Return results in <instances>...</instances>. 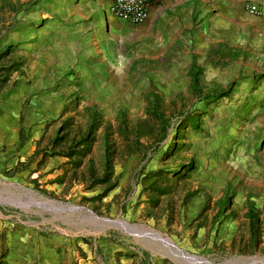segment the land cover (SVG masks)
<instances>
[{"label": "rangeland", "instance_id": "obj_1", "mask_svg": "<svg viewBox=\"0 0 264 264\" xmlns=\"http://www.w3.org/2000/svg\"><path fill=\"white\" fill-rule=\"evenodd\" d=\"M106 5L0 0V74L23 72L26 117L59 99L41 155L66 118L71 144L70 157L45 152L0 176V264H177L94 230L89 212L215 263L264 257V36L218 44L120 22ZM40 196L82 216L43 210Z\"/></svg>", "mask_w": 264, "mask_h": 264}, {"label": "crops", "instance_id": "obj_2", "mask_svg": "<svg viewBox=\"0 0 264 264\" xmlns=\"http://www.w3.org/2000/svg\"><path fill=\"white\" fill-rule=\"evenodd\" d=\"M246 3L264 6V0H160L146 23L154 31L192 37L199 34L218 44H245L252 36H264V20L247 14ZM17 73L0 84V176L17 168L23 170V161L31 159L44 134V119L52 118L54 104L57 110L60 106L58 98H48L45 103L37 100L41 108L26 117L23 72ZM38 174L34 172L32 177L38 178Z\"/></svg>", "mask_w": 264, "mask_h": 264}, {"label": "water", "instance_id": "obj_3", "mask_svg": "<svg viewBox=\"0 0 264 264\" xmlns=\"http://www.w3.org/2000/svg\"><path fill=\"white\" fill-rule=\"evenodd\" d=\"M6 201V200H3ZM10 203V202H9ZM13 203V202H12ZM15 205V203H13ZM20 205H23L20 202ZM27 206L30 204L27 203ZM34 205L42 208L46 211H54V212H77L79 216H82L83 209L80 207H75L69 204L57 203L56 201H50L42 196H40V201L34 202ZM88 222L93 224L94 230H103L108 227H114L121 231H124L127 234L133 235L142 241H144L147 245L152 247L154 251L157 253L164 255L169 258H174L177 264H264V257H231L221 263H215L209 261L207 259H203L201 257L191 255L189 253L184 252L179 249L173 242L160 234L154 232H147L143 227H139L133 224H128L127 222L121 220H110L108 218H100L97 215H94L92 212H89V216H82ZM151 238L156 241L157 245L151 244L148 239Z\"/></svg>", "mask_w": 264, "mask_h": 264}, {"label": "built area", "instance_id": "obj_4", "mask_svg": "<svg viewBox=\"0 0 264 264\" xmlns=\"http://www.w3.org/2000/svg\"><path fill=\"white\" fill-rule=\"evenodd\" d=\"M106 11L120 22L138 26L146 23L150 11L160 0H106ZM247 14L264 20V6L246 3Z\"/></svg>", "mask_w": 264, "mask_h": 264}, {"label": "trees", "instance_id": "obj_5", "mask_svg": "<svg viewBox=\"0 0 264 264\" xmlns=\"http://www.w3.org/2000/svg\"><path fill=\"white\" fill-rule=\"evenodd\" d=\"M9 75H10V73H5V74L1 73L0 74V84L3 82H7V80L9 79ZM190 75L192 77V88L196 93H198L199 86H198L196 73H191ZM206 98H208V95H205L202 97L203 100H205ZM69 120H70V118H68V119L66 118L63 121V123L60 124V126L57 129L56 135H55L52 143L50 144L48 150L46 149V150L42 151V155H41L40 151L38 149H36L35 153L31 157V159L35 160L37 157L40 156V160L38 161L37 166L41 165L40 162H42L45 152L49 153L50 156H56V155L60 156V155L66 154L65 155L66 158L70 157L69 148L71 147V144H68V142H67L68 137H69V130H68ZM65 127H67L66 130L64 129ZM82 140L85 141L86 137L83 138ZM63 151H68V153H63ZM31 180L34 182L36 179H31Z\"/></svg>", "mask_w": 264, "mask_h": 264}, {"label": "bare ground", "instance_id": "obj_6", "mask_svg": "<svg viewBox=\"0 0 264 264\" xmlns=\"http://www.w3.org/2000/svg\"><path fill=\"white\" fill-rule=\"evenodd\" d=\"M109 225H107L106 227H108Z\"/></svg>", "mask_w": 264, "mask_h": 264}]
</instances>
